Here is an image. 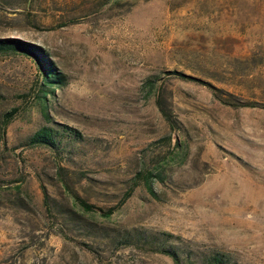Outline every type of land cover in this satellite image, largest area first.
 <instances>
[{"label":"rangeland","instance_id":"obj_1","mask_svg":"<svg viewBox=\"0 0 264 264\" xmlns=\"http://www.w3.org/2000/svg\"><path fill=\"white\" fill-rule=\"evenodd\" d=\"M0 38L62 75L0 51V264H264V0H0Z\"/></svg>","mask_w":264,"mask_h":264},{"label":"trees","instance_id":"obj_2","mask_svg":"<svg viewBox=\"0 0 264 264\" xmlns=\"http://www.w3.org/2000/svg\"><path fill=\"white\" fill-rule=\"evenodd\" d=\"M8 49L12 50H25L28 53L33 54L40 64L42 65V74H41V84L46 86V82H61L62 75L53 67L51 62L45 57L44 53H41V51L38 49V47H35L33 45H29L26 43H20L16 39H8V38H0V51H6ZM46 93V90H43L41 92L42 96H44ZM214 95L219 97V99L228 104H235L230 97H222L219 93L214 92ZM70 130L71 128L68 127ZM70 132V131H69ZM55 137L53 133L50 131V129L46 126H41L37 130L33 132V134L29 137V141L41 143V144H47L52 145L55 142ZM81 204L88 208L89 204L86 202L80 200ZM163 249L166 253H168L172 260L175 262V264H179L178 256L175 250L168 249V248H160ZM213 260L218 261V258L212 257Z\"/></svg>","mask_w":264,"mask_h":264}]
</instances>
